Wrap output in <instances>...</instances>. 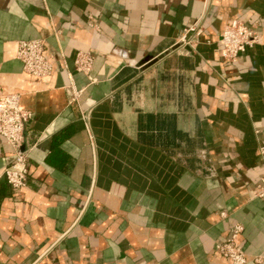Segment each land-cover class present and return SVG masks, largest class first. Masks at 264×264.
Here are the masks:
<instances>
[{
	"label": "crops",
	"instance_id": "crops-1",
	"mask_svg": "<svg viewBox=\"0 0 264 264\" xmlns=\"http://www.w3.org/2000/svg\"><path fill=\"white\" fill-rule=\"evenodd\" d=\"M233 18L261 41L228 63ZM33 38L54 63L42 80L16 57ZM0 90L32 112L21 189L0 134V264H233L216 243L235 223L245 264H264V0H0Z\"/></svg>",
	"mask_w": 264,
	"mask_h": 264
},
{
	"label": "built area",
	"instance_id": "built-area-1",
	"mask_svg": "<svg viewBox=\"0 0 264 264\" xmlns=\"http://www.w3.org/2000/svg\"><path fill=\"white\" fill-rule=\"evenodd\" d=\"M92 27H98L93 16H90ZM198 37L203 32V27L194 25L189 29ZM261 41V34L257 30L256 20H243L233 18L222 30L219 38L221 52L224 60L235 63L241 53L248 47H253ZM47 42L44 38L24 39L18 42L16 57L23 63V70L40 80L46 78L54 71V63L46 55ZM94 54L92 50H80L74 60L76 71L89 75L93 69ZM72 101H76L82 90L76 89L71 82ZM82 118L89 122L90 111H81ZM32 116V112L22 106L20 93H5L0 90V134L14 149V160L2 169V174L15 189H21L27 184L29 175V149L24 147L26 134L25 123ZM262 159L263 173L258 182L254 195L264 199V145L259 147ZM223 215L225 212L222 213ZM244 231L241 223H235L227 237L216 243V250L221 255L229 258L233 264H245L248 253L238 241ZM256 262L261 259L255 258Z\"/></svg>",
	"mask_w": 264,
	"mask_h": 264
}]
</instances>
